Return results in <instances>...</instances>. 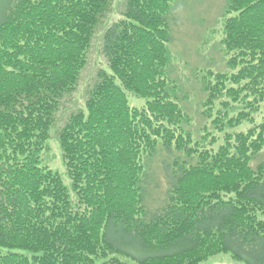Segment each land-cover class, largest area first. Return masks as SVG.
<instances>
[{"label": "trees", "instance_id": "16d2710c", "mask_svg": "<svg viewBox=\"0 0 264 264\" xmlns=\"http://www.w3.org/2000/svg\"><path fill=\"white\" fill-rule=\"evenodd\" d=\"M174 2L126 0L106 30L111 71L58 134L74 200L43 154L113 0H0V264H202L221 254L264 264V161L252 165L264 122L233 131L253 117H229L224 98L264 101V0L227 1L223 43L237 71L203 79L205 112L224 106L218 148L188 130L171 78ZM130 93L145 106H131ZM161 147L182 158L153 210L144 160Z\"/></svg>", "mask_w": 264, "mask_h": 264}, {"label": "rangeland", "instance_id": "374dc122", "mask_svg": "<svg viewBox=\"0 0 264 264\" xmlns=\"http://www.w3.org/2000/svg\"><path fill=\"white\" fill-rule=\"evenodd\" d=\"M226 5L227 0H175L173 5L176 24L173 30V43L170 44L173 52V61L170 66L171 78L178 85L179 94L182 96V104L191 118L188 130L201 142L205 140L203 136H209L210 140L215 141V148H218L224 142L225 133L215 128L213 120L217 117L219 111L224 112V106L220 100H217L211 114L205 112L204 101L207 93L204 90L203 79L208 70H213L215 73L237 71L229 65L230 59L228 58L232 54L227 55L223 43ZM125 7L126 0H113L111 11L99 25L89 52L87 66L81 74L79 86L72 95L64 100L57 116V122L51 130L49 148L43 154V163L60 173L65 184L70 187L74 200H76V195L71 187V180L62 156L58 134L72 113L78 109L86 108L88 91L96 82L99 72L101 70L111 71L102 50L104 34L114 22L123 18ZM129 99L131 106L139 109L146 104V100L133 94H129ZM230 104L229 117L237 116L239 109L244 110L245 114L251 113L253 117V121H245L242 126L235 128L233 131H248L256 125L263 124L264 101L260 104L257 102L253 106H251V103H234L232 100ZM258 105L259 107H257ZM256 108L258 109L255 110ZM173 152V155L170 156L161 147L158 155L144 160L145 171L148 170V177L145 176L147 183L149 182L147 187L148 204L153 210L161 208L167 201L166 193L170 188L169 174L173 171L171 164L174 156L182 158V153L176 150ZM262 161H264V146L252 165L257 166ZM202 264L245 263L234 261L230 255L221 254Z\"/></svg>", "mask_w": 264, "mask_h": 264}, {"label": "bare ground", "instance_id": "6f19581e", "mask_svg": "<svg viewBox=\"0 0 264 264\" xmlns=\"http://www.w3.org/2000/svg\"><path fill=\"white\" fill-rule=\"evenodd\" d=\"M226 53H227V50L225 49ZM214 80L216 79V77L213 78ZM232 97H225V100H230L231 101ZM234 130V129H233Z\"/></svg>", "mask_w": 264, "mask_h": 264}]
</instances>
